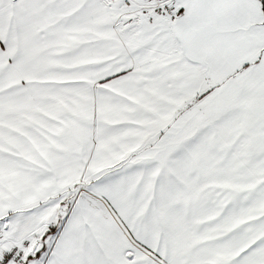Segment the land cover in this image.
I'll list each match as a JSON object with an SVG mask.
<instances>
[{
	"label": "snow or ice",
	"instance_id": "6c2138e0",
	"mask_svg": "<svg viewBox=\"0 0 264 264\" xmlns=\"http://www.w3.org/2000/svg\"><path fill=\"white\" fill-rule=\"evenodd\" d=\"M0 264H264V0H0Z\"/></svg>",
	"mask_w": 264,
	"mask_h": 264
}]
</instances>
